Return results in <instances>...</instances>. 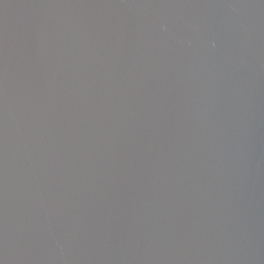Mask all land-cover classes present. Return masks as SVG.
I'll return each instance as SVG.
<instances>
[{"label":"water","instance_id":"obj_1","mask_svg":"<svg viewBox=\"0 0 264 264\" xmlns=\"http://www.w3.org/2000/svg\"><path fill=\"white\" fill-rule=\"evenodd\" d=\"M0 264H264V0H0Z\"/></svg>","mask_w":264,"mask_h":264}]
</instances>
